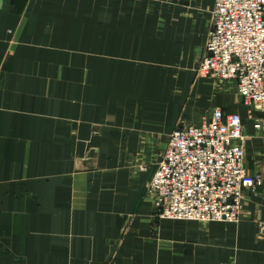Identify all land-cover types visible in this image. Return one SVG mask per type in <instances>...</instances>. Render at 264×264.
I'll list each match as a JSON object with an SVG mask.
<instances>
[{
  "label": "crops",
  "instance_id": "0c3cea01",
  "mask_svg": "<svg viewBox=\"0 0 264 264\" xmlns=\"http://www.w3.org/2000/svg\"><path fill=\"white\" fill-rule=\"evenodd\" d=\"M213 4L0 0V264H264L258 112L195 74ZM216 107L262 184L236 223L163 220L147 186L168 136Z\"/></svg>",
  "mask_w": 264,
  "mask_h": 264
},
{
  "label": "built area",
  "instance_id": "2783aa9c",
  "mask_svg": "<svg viewBox=\"0 0 264 264\" xmlns=\"http://www.w3.org/2000/svg\"><path fill=\"white\" fill-rule=\"evenodd\" d=\"M195 74L234 82L241 102L258 112L253 128L264 138V0H214ZM243 130L237 112L216 107L208 119L169 134L147 186L159 218L239 221L244 191L262 184L245 168Z\"/></svg>",
  "mask_w": 264,
  "mask_h": 264
},
{
  "label": "rangeland",
  "instance_id": "374dc122",
  "mask_svg": "<svg viewBox=\"0 0 264 264\" xmlns=\"http://www.w3.org/2000/svg\"><path fill=\"white\" fill-rule=\"evenodd\" d=\"M179 125H184V124H181V123H180Z\"/></svg>",
  "mask_w": 264,
  "mask_h": 264
}]
</instances>
